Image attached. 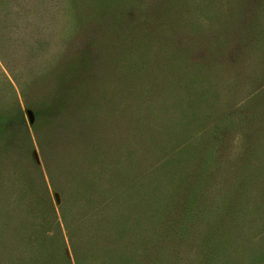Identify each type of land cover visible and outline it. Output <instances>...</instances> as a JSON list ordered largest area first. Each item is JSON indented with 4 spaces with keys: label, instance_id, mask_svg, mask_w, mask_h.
Here are the masks:
<instances>
[{
    "label": "rangeland",
    "instance_id": "rangeland-1",
    "mask_svg": "<svg viewBox=\"0 0 264 264\" xmlns=\"http://www.w3.org/2000/svg\"><path fill=\"white\" fill-rule=\"evenodd\" d=\"M58 2L0 0V264H264V0Z\"/></svg>",
    "mask_w": 264,
    "mask_h": 264
},
{
    "label": "trees",
    "instance_id": "trees-1",
    "mask_svg": "<svg viewBox=\"0 0 264 264\" xmlns=\"http://www.w3.org/2000/svg\"><path fill=\"white\" fill-rule=\"evenodd\" d=\"M59 2H61V5L63 4V0H59ZM50 3H52V1ZM76 36H78V35H76ZM69 41L72 42V43H70V47L72 49V47L75 46V44H76V43H73L74 36L71 37V39ZM7 46L8 45H6V44H0V56H2V51H4ZM83 52H86L85 49H83L82 53ZM73 59H71V60L68 59V63H67V67H66L67 69H71V68L77 69V68L82 67L83 64L81 63V61L79 59H76V61ZM63 75L64 74H61L60 77L58 78L56 87L51 88L49 84L45 85V82H44V84H42L43 87L41 88L42 91H40V92H43L42 96H44L46 99L44 97H42V99H44V100L41 102V105L39 106V108L36 111L37 115L39 117L40 116L47 117L50 114L57 116V115H62L65 112V110H66L65 103L62 101V98L64 97L63 87H64V81H65ZM11 76H12L13 80L20 86L21 82L19 81V78L14 71L11 74ZM47 82L52 83V81H47ZM78 89H79V85H76L74 87L75 92H77ZM77 99L79 100V105H80V99H79V97L76 96L75 101H74L75 107L78 106L77 105L78 104ZM39 117H37L36 119L38 120ZM45 125H46V123L39 125V127L42 128ZM34 126L35 125H33L31 127V130H32L33 134L35 136H37L36 135V129ZM27 130H29V129L26 128V131ZM39 145H41L40 142H39ZM39 148H40V146H39ZM34 165H35L34 167L36 168V170H39L38 165H36V164H34ZM93 178L94 177L92 175V179ZM42 184H43L44 188L47 187L43 183V181H42ZM52 186H53V184H52ZM53 188H55V187L53 186ZM56 189H57V187H56ZM58 191L61 192V190H58ZM64 206H65V204L63 203V204L59 205V207H58V210H59L58 213H59V217H60L59 224L64 223L66 225L67 221L64 218V209H65ZM51 212L54 214V216H55L54 218L57 219L58 218L57 210L55 211V209H51ZM80 219H81V217H80ZM18 251H19V253L18 252L16 253L17 259H14V261L16 260V264H25L26 261L31 262V260L34 261L35 259H37V256L35 254L33 255V253L27 254L23 250H22L23 251L22 252L20 249ZM206 256H207V258L204 261L199 262V264H233L231 262V260L229 259V256L224 255V253L222 251H219L218 248H212V249L208 250V253L206 254ZM60 264H71V262L67 257L62 255V258L60 260Z\"/></svg>",
    "mask_w": 264,
    "mask_h": 264
},
{
    "label": "water",
    "instance_id": "water-1",
    "mask_svg": "<svg viewBox=\"0 0 264 264\" xmlns=\"http://www.w3.org/2000/svg\"><path fill=\"white\" fill-rule=\"evenodd\" d=\"M27 117H28L30 122H33L34 115H33V112L31 110H27Z\"/></svg>",
    "mask_w": 264,
    "mask_h": 264
}]
</instances>
